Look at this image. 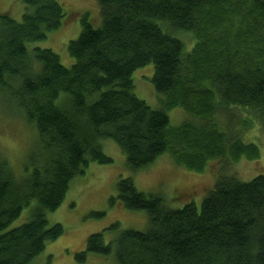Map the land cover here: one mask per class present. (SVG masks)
Returning <instances> with one entry per match:
<instances>
[{"label":"trees","instance_id":"16d2710c","mask_svg":"<svg viewBox=\"0 0 264 264\" xmlns=\"http://www.w3.org/2000/svg\"><path fill=\"white\" fill-rule=\"evenodd\" d=\"M23 2L22 22L0 14V92L36 135L20 180L0 152V264H33L64 234L48 213L91 162H113L105 138L119 145L132 172L166 153L196 173L226 155L234 162L261 156L257 143L230 137L215 118L221 109L244 108L264 128V0H98L102 25L83 17L79 38L68 44L71 68L52 49L27 46L62 26L63 5ZM186 32L195 39L191 50ZM150 63L158 109L135 94L133 73ZM174 107L198 121L172 125L167 111ZM117 189L111 206L145 211L150 229L113 224L116 238L106 243L104 233L91 234L78 260L115 251L119 264H264V174L249 182L220 175L200 209H172L132 178ZM34 200L32 219L6 230Z\"/></svg>","mask_w":264,"mask_h":264},{"label":"rangeland","instance_id":"374dc122","mask_svg":"<svg viewBox=\"0 0 264 264\" xmlns=\"http://www.w3.org/2000/svg\"><path fill=\"white\" fill-rule=\"evenodd\" d=\"M59 1L65 11L62 26L50 32L46 39L30 42L27 46L29 52L36 47L52 49L60 56L62 64L71 68L76 60L68 51L69 42L79 38L85 15L95 28H99L102 25L101 10L98 0ZM4 13H10L18 22H22L26 5L23 0H0V14ZM182 38L186 42V49L191 50L195 42L192 33L186 32ZM154 74L155 66L150 63L135 70L133 79L135 94L158 109L161 108V101L153 83ZM167 113L172 125L198 121L182 107H174ZM215 119L230 137L257 143L261 156L234 162L226 155L211 161L204 172L196 173L178 166L166 153L151 167L132 172L119 145L113 139L105 138L102 140L103 149L113 158V162H91L84 175L71 181L61 205L48 213L49 225L62 224L65 232L57 240L49 242L33 264H119L115 251L109 255L88 253L84 261L78 260L76 254L86 250L91 234L102 232L105 242H112L118 233L109 230L113 224H120L121 230L146 232L150 229V218L145 211H132L121 204L111 206L110 199L117 195V184L121 179L132 178L140 191L161 195L172 209H182L190 203H195L200 209L220 175L234 174L240 180L249 182L264 174V128L258 118L250 110L232 107L230 110H219ZM35 135V128L27 123L21 112L19 114L17 106L5 92H0V152L9 159L18 180L24 176L26 155ZM37 204L34 200L25 207L6 230L29 222ZM97 212L104 215H93Z\"/></svg>","mask_w":264,"mask_h":264}]
</instances>
